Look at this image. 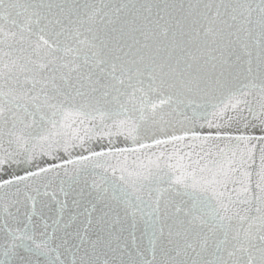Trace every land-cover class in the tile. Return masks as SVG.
Returning <instances> with one entry per match:
<instances>
[{
    "label": "snow or ice",
    "instance_id": "obj_1",
    "mask_svg": "<svg viewBox=\"0 0 264 264\" xmlns=\"http://www.w3.org/2000/svg\"><path fill=\"white\" fill-rule=\"evenodd\" d=\"M0 264H264V0H0Z\"/></svg>",
    "mask_w": 264,
    "mask_h": 264
}]
</instances>
